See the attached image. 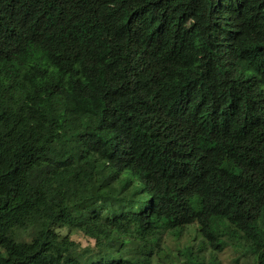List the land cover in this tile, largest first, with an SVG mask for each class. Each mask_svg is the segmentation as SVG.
<instances>
[{
    "label": "trees",
    "instance_id": "1",
    "mask_svg": "<svg viewBox=\"0 0 264 264\" xmlns=\"http://www.w3.org/2000/svg\"><path fill=\"white\" fill-rule=\"evenodd\" d=\"M190 226L264 264V0H0V264H154Z\"/></svg>",
    "mask_w": 264,
    "mask_h": 264
},
{
    "label": "rangeland",
    "instance_id": "2",
    "mask_svg": "<svg viewBox=\"0 0 264 264\" xmlns=\"http://www.w3.org/2000/svg\"><path fill=\"white\" fill-rule=\"evenodd\" d=\"M63 236L70 235L82 248L94 246L95 242L84 234L67 228L58 229ZM203 239L197 230V226H190L182 238L177 239L172 235H166L163 242L164 250L154 264H189L187 255L191 250V257H198L202 264H209L212 258H216L219 264H256L254 257L245 255L238 258L234 249H227L223 253H214L207 245L203 248ZM1 252V249H0ZM238 259V261H236Z\"/></svg>",
    "mask_w": 264,
    "mask_h": 264
}]
</instances>
